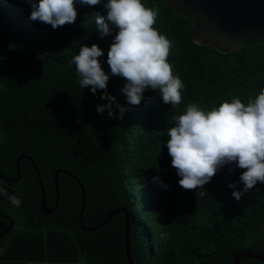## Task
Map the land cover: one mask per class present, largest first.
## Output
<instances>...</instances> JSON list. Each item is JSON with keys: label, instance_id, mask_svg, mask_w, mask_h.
<instances>
[{"label": "trees", "instance_id": "obj_1", "mask_svg": "<svg viewBox=\"0 0 264 264\" xmlns=\"http://www.w3.org/2000/svg\"><path fill=\"white\" fill-rule=\"evenodd\" d=\"M142 2L158 10L154 27L172 44L168 61L184 85L179 105L163 103L152 89L145 90L139 106L127 103L122 92L127 81L112 75L107 64L116 30L102 38L95 26L97 16L107 15L106 0L96 6L76 3V21L57 29L29 21L31 5L25 0H0V174L15 179L17 157H29L50 208L56 200L54 173L72 174L84 188L87 228L114 209H127L132 264H233L241 251L264 254V183L236 200L232 193L243 192L244 170L234 163L203 189L185 190L166 147L173 117L188 104L211 110L234 97L246 104L264 88V45L233 52L197 45L192 20L164 0ZM93 44L104 53L98 59L109 75L107 93L127 109L123 119L110 118L107 110L97 113V106L108 103L101 99L104 90L82 89L70 64L82 45ZM113 112L119 117L115 105ZM19 173L17 182H0V213L13 220L0 238V264H128L123 212L85 231L78 220L82 193L74 179L58 174V205L46 214L32 164L21 159ZM201 190L208 194L197 196ZM9 191L19 206L8 202ZM8 224L0 217V233ZM239 263L264 264L250 258Z\"/></svg>", "mask_w": 264, "mask_h": 264}, {"label": "clouds", "instance_id": "obj_2", "mask_svg": "<svg viewBox=\"0 0 264 264\" xmlns=\"http://www.w3.org/2000/svg\"><path fill=\"white\" fill-rule=\"evenodd\" d=\"M25 2L31 5L29 21H39L57 29L76 21V3L96 6L101 0ZM104 9L107 15L97 16L95 26L102 38L111 36L116 30L107 54V64L112 75L127 81L122 88L127 103L139 106L145 90L152 89L158 91L163 103L179 105L184 85L168 61L172 47L170 40L154 27L158 10L145 6L142 0H106ZM103 55L96 44L91 47L82 45L70 64L75 65L82 89L91 86L93 94L104 90L101 99L108 103L97 106V113L103 114L107 110L110 118L123 119L127 109L116 103V98L106 91L109 75L103 71L98 59ZM114 105L119 117L113 112ZM173 121L175 126L167 131L166 147L183 189H203L221 168L234 163L244 170L239 176L243 192L232 193L236 200L258 182L264 183V88L246 104L238 97L211 110H203L190 103L183 114L173 117ZM229 187L236 185L230 184ZM0 192L4 189L0 188ZM206 194L201 190L197 196ZM9 199L19 206L20 201L16 197Z\"/></svg>", "mask_w": 264, "mask_h": 264}, {"label": "water", "instance_id": "obj_3", "mask_svg": "<svg viewBox=\"0 0 264 264\" xmlns=\"http://www.w3.org/2000/svg\"><path fill=\"white\" fill-rule=\"evenodd\" d=\"M174 13L181 14L186 20H192L191 37L197 45H209L220 52H233L240 50L246 45H264V0H164ZM21 159L28 160L35 171L40 188V209L43 213L52 212L58 205V174H66L74 179L81 189L82 203L79 212V225L85 231H93L100 228L116 212L125 215L124 244L128 264H132L128 246L129 219L127 209L117 208L109 212L106 218L97 226L87 228L83 226L82 214L85 204V192L81 183L72 174L63 170L54 173L53 181L56 200L53 207L45 204L43 185L39 173L29 157L20 155L15 162L16 177L9 179L0 174V180L6 182H17L20 176L19 162ZM11 196L17 195L9 191ZM18 199V198H17ZM12 203L11 200H8ZM13 204V203H12ZM0 217L9 221L8 226L0 233L4 236L13 226V220L0 213ZM240 258H250L264 262V254L251 251H241L233 258V264H240Z\"/></svg>", "mask_w": 264, "mask_h": 264}, {"label": "rangeland", "instance_id": "obj_4", "mask_svg": "<svg viewBox=\"0 0 264 264\" xmlns=\"http://www.w3.org/2000/svg\"><path fill=\"white\" fill-rule=\"evenodd\" d=\"M12 37V36H11ZM17 41V40H16ZM0 136H1V133H0ZM18 230H20V227H18V228H14L13 229V232H18Z\"/></svg>", "mask_w": 264, "mask_h": 264}, {"label": "flooded vegetation", "instance_id": "obj_5", "mask_svg": "<svg viewBox=\"0 0 264 264\" xmlns=\"http://www.w3.org/2000/svg\"><path fill=\"white\" fill-rule=\"evenodd\" d=\"M0 182H3V181H0Z\"/></svg>", "mask_w": 264, "mask_h": 264}]
</instances>
